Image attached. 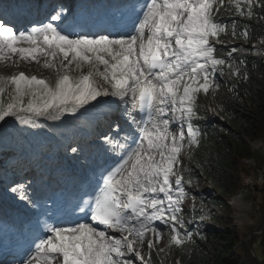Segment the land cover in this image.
Listing matches in <instances>:
<instances>
[{
  "label": "snow or ice",
  "instance_id": "1",
  "mask_svg": "<svg viewBox=\"0 0 264 264\" xmlns=\"http://www.w3.org/2000/svg\"><path fill=\"white\" fill-rule=\"evenodd\" d=\"M252 2L245 0L247 5ZM260 2L264 8V0ZM223 3L224 0H135L127 23L114 25L112 30L105 28L106 34H79V24H65L63 8L55 10L48 22L27 30H14L10 22L0 19V63H39L44 57V66L49 68L89 67L87 74L76 81L61 75L54 88L23 72L4 78L0 82V121L25 112L32 115L23 118L17 114L16 118L21 123H34V117L49 109L75 111L91 101L101 103L98 97L102 96L119 98L125 105L131 102L125 110L128 132L119 139L104 137L109 150L119 155V162L100 172L93 192L86 193L88 198H82L73 209L74 214L78 209L111 233L91 223H81L79 217L68 227L49 223V219L38 221L42 228L33 235L27 258L20 264L144 261L138 249L143 248L149 235L159 241L162 230L157 221L170 228L169 248L183 247L191 239V232L185 231L182 236L176 227L179 224L184 228L183 217L178 214L186 193L183 175L174 166L180 163L186 138L189 146L199 143V132L193 124L201 107L197 103L199 94L207 95L219 87L215 76L225 74V65L227 75L233 70L239 72L216 55V45L224 43L220 36L227 33L226 26L216 18L219 7L214 6ZM236 7L244 15L239 0ZM248 15H252L251 7ZM232 34L236 35L235 29ZM241 35L247 36V32ZM236 51L232 48L228 56ZM98 81L109 87L102 88ZM25 97H30L27 104ZM134 112L139 113V118ZM116 132H120L119 125ZM71 151L76 153L78 149L73 147ZM11 191L19 192L20 199L33 208L40 207L27 195L24 185ZM147 244L149 249L154 247L152 239ZM145 264H151V260Z\"/></svg>",
  "mask_w": 264,
  "mask_h": 264
},
{
  "label": "trees",
  "instance_id": "2",
  "mask_svg": "<svg viewBox=\"0 0 264 264\" xmlns=\"http://www.w3.org/2000/svg\"><path fill=\"white\" fill-rule=\"evenodd\" d=\"M239 3L244 15L237 10L236 0H224L223 6H216L219 7L216 18L226 26L227 33L221 34L220 40L224 43L216 45V55L231 63L233 69L238 68L239 72L233 70L229 76L225 65V74L217 73L215 76L222 85L207 95L199 94L197 103L201 107L193 121L199 132V143L191 146L185 143L183 166L179 168L183 180L195 181L202 177L215 190L202 195L199 203L222 209L228 208L222 198L242 188L229 174L236 164L243 167L251 161L256 172L264 164V153L253 152L245 141L249 138L264 143V8L260 0H253L251 5H247L245 0H239ZM249 7L251 16L248 15ZM233 29L236 35L232 34ZM244 32L247 36L241 35ZM232 48L237 51L229 57ZM29 98H24L25 104ZM3 99L7 103L8 95L5 94ZM209 108L216 116L209 114ZM243 186L249 193L250 188ZM190 215L199 224L185 229L182 236L185 231L191 232V239L186 240L183 247L169 248L168 241L165 255L159 258L152 254L151 264H239L241 250L250 257L247 244L252 248L253 240L247 243L238 231L225 225L207 228L201 219H215L210 212L193 210ZM229 220L222 219L220 224ZM258 230L260 251L255 254L264 264V226ZM251 260L255 261L252 257Z\"/></svg>",
  "mask_w": 264,
  "mask_h": 264
},
{
  "label": "rangeland",
  "instance_id": "3",
  "mask_svg": "<svg viewBox=\"0 0 264 264\" xmlns=\"http://www.w3.org/2000/svg\"><path fill=\"white\" fill-rule=\"evenodd\" d=\"M44 57H40V62L37 63L35 61H20L18 64H4L0 63V74L4 75H18L23 72L26 76L31 77L35 76L38 79L45 80L46 82L55 81L58 75L77 73V75H72L70 78L75 81V79H79L83 74H87L89 71L88 66H83L81 69H76L74 66H70L67 70H58V68H49L44 66ZM57 64L59 61L56 62ZM67 63V61H65ZM103 65L100 66V71H103ZM72 73V74H73ZM102 88L109 87L106 84H103L102 81H98ZM218 85H222L221 82H218ZM130 97H126L125 99L129 100ZM119 100V98H118ZM120 101V100H119ZM122 107L125 105L121 101ZM20 117L27 118L32 114L19 112L17 113ZM10 115L5 118L4 121H0V155L2 154L1 150H7L11 153L12 157L6 163V166H10L13 164L22 163L21 155H23V141L27 136L28 131L31 129H42L45 131H49L51 135V139L54 140L55 146L53 150H60V155L63 154V151L68 148L67 140L71 138L72 133H67L65 131H60L59 133H53V129L56 128L57 125L54 123H50L49 125L46 121H42L44 117H34V123L30 120L28 123H21L20 120L16 118V115ZM41 118V119H38ZM65 126V125H64ZM66 127V126H65ZM247 145L253 152H261L264 153V143L261 141H256L255 139H245ZM62 150V151H61ZM183 158L182 153H180V159ZM176 165L174 166V170ZM2 169L0 168V175H2ZM230 177L236 182V184L242 185L240 191L243 192V197L241 199H236V205H229L228 199L231 197L225 196L222 199L228 205L227 209H222L219 207H211L210 205H202L200 202V197L204 194H208L210 192H215L213 187H211L202 177L197 178L192 183L184 185L185 197L181 203L182 212H188L191 209H196V211L202 212H210L214 215L215 219H204V223L207 228L213 227L217 228L219 225H225L226 227L234 228L238 231L239 236L246 240V242H250L253 240L252 248L258 253L260 251V246L258 244V236H259V227H262L263 217H264V164L261 169L257 172L253 169V162L249 161L240 167V164L237 163L236 167L230 173ZM3 175L0 177V181L2 180ZM7 180H10L8 177ZM243 185H247L250 188V192H246V188ZM246 192V193H245ZM247 193L249 195V200H247ZM242 194V193H241ZM228 218L229 222H225L226 224H220L222 219ZM156 224L160 225L162 230L161 238L157 241L153 236L149 235L145 238V242L142 249H138L141 251L143 255L148 253V251H152L154 254L158 253L159 255H165V247H166V227L161 222L157 221ZM115 235L119 236L120 233H116ZM254 236V237H253ZM251 237V238H250ZM253 237V238H252ZM148 239H152L154 243V247L152 249L148 248L147 241ZM255 240V241H254ZM248 253L244 250L239 252L240 255V263L239 264H256V262L251 260V257L254 259V252H252V248L249 243L247 244ZM164 249V251H161ZM160 255V256H161ZM134 264H143V261L136 259Z\"/></svg>",
  "mask_w": 264,
  "mask_h": 264
},
{
  "label": "bare ground",
  "instance_id": "4",
  "mask_svg": "<svg viewBox=\"0 0 264 264\" xmlns=\"http://www.w3.org/2000/svg\"><path fill=\"white\" fill-rule=\"evenodd\" d=\"M98 98L104 100L103 106L108 107L109 99H110L109 96L108 97L102 96V97H98ZM68 107L71 108L72 106L69 105ZM71 115L75 117V118L72 117V120L75 122H79V120L82 121L84 119V116L82 117V115H78L76 112L74 113L73 111H60L59 109H55V108L49 109L48 112L44 113L43 115H40V117L48 118V121H46V122H49V121L63 122L64 124L69 125V121L71 120ZM54 117H56V118H54ZM38 119H41V118H38ZM42 121H44V120H42ZM47 124L49 125L50 123H47ZM97 125H99V123H96V126ZM25 140L28 143L33 141V134L32 133L28 134L27 137L25 138ZM24 144H25V141H24Z\"/></svg>",
  "mask_w": 264,
  "mask_h": 264
},
{
  "label": "water",
  "instance_id": "5",
  "mask_svg": "<svg viewBox=\"0 0 264 264\" xmlns=\"http://www.w3.org/2000/svg\"><path fill=\"white\" fill-rule=\"evenodd\" d=\"M263 225H264V222H263ZM263 225H262V227H263ZM255 260H256V264H261L257 258H255Z\"/></svg>",
  "mask_w": 264,
  "mask_h": 264
}]
</instances>
